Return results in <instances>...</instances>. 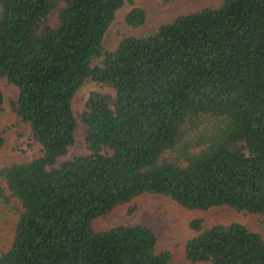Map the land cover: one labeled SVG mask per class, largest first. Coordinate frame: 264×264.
Here are the masks:
<instances>
[{"label": "trees", "instance_id": "1", "mask_svg": "<svg viewBox=\"0 0 264 264\" xmlns=\"http://www.w3.org/2000/svg\"><path fill=\"white\" fill-rule=\"evenodd\" d=\"M127 2L130 31L107 47ZM145 20L133 0H0V77L40 145L0 166L16 207L0 264H169L149 224H95L147 193L264 213V0H221L136 33ZM88 78L109 90H90L76 111ZM4 99L0 86V114ZM78 120L87 152L66 158ZM188 227L192 264H264V235L240 221Z\"/></svg>", "mask_w": 264, "mask_h": 264}, {"label": "rangeland", "instance_id": "2", "mask_svg": "<svg viewBox=\"0 0 264 264\" xmlns=\"http://www.w3.org/2000/svg\"><path fill=\"white\" fill-rule=\"evenodd\" d=\"M142 6L146 12L145 22L134 29L138 34L153 28L157 23L166 21L174 15L195 10L204 5H217L221 0H133ZM131 7L127 2L118 12L116 21L108 29L105 43L107 47L116 45L120 32L130 31L123 21L124 13ZM0 86L4 93V109L0 114V122L5 136V142L0 148V166L13 160H25L40 153V145L30 136V126L19 122L12 112L8 101L17 95V88L0 77ZM109 88L88 78L73 96V106L80 111L90 90ZM85 125L78 120L75 128V140L69 146L66 158L87 152L84 143ZM1 183V181H0ZM136 205L133 211L129 208ZM16 207L12 203H5L0 194V250L5 248L12 234ZM202 217L205 225L214 222L240 221L253 230L264 235V213H253L245 210H234L223 206L208 210H188L163 194L147 193L134 198L131 202L115 207L110 212L99 216L95 224L99 228H106L119 223L140 221L152 226L159 237V248L171 249L173 255L169 264H192L184 257V241L193 232L188 227L192 217ZM207 264V263H202Z\"/></svg>", "mask_w": 264, "mask_h": 264}]
</instances>
